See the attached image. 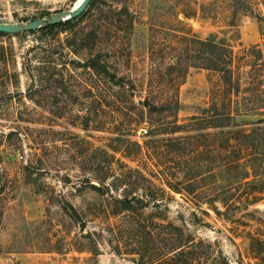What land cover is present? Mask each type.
Segmentation results:
<instances>
[{"label":"rangeland","instance_id":"obj_1","mask_svg":"<svg viewBox=\"0 0 264 264\" xmlns=\"http://www.w3.org/2000/svg\"><path fill=\"white\" fill-rule=\"evenodd\" d=\"M78 2L0 0V22L26 23L70 9ZM183 9L197 11L196 17L185 22L199 38L214 34L226 39L235 54L256 45L264 55V0H93L80 14V20L66 27L65 32L62 30L59 37L81 27H92L94 50L102 51L109 69L117 77H123L122 85H100L89 92L80 86L89 75L79 64L70 63L69 67L75 65L73 72L80 84L65 91L43 92L36 96L39 101L36 104L27 97L30 78L23 62L27 53H32L27 50L42 36L41 32L0 34V141L3 143L9 131L16 130L22 137L21 141L16 135L11 138L20 148L0 146L7 177L14 182L3 204L0 264L82 263L89 254L68 251L69 243H73L71 239H79L86 229L101 228V222L105 221L101 207L112 202L110 194L120 193L122 189L119 184L118 192L115 190V174L128 167L140 169L153 183L164 188L163 202L169 220L183 222L195 236L217 242L229 264H246L247 240L232 234L229 220L215 215L204 203H199V208L188 197L151 176L162 170L174 184L171 173H203L206 178L196 187H203L204 191L210 189L213 181L209 175L215 166L211 137L214 129L202 127L200 121L189 118L200 115L218 94L220 74L199 67L188 70L177 87V124L184 128L174 133L170 132L173 125L167 120L156 118L151 124L146 108L137 104L151 74V35L156 36L153 40L157 43L162 41L167 28L174 27L176 13ZM231 9L238 13L233 23L225 18ZM67 49L64 51L68 52ZM69 56L76 57L71 53ZM234 75L236 78L237 72ZM246 79L243 75L237 77L241 87ZM255 118L237 116L236 124L225 127L227 137L228 130L250 128V121ZM192 134L195 136L186 137ZM37 144L47 146L38 150L42 172L37 179V172L32 174L33 185L24 180L21 165L27 163L29 147ZM196 150L200 151L198 156L192 154ZM102 176L110 188L109 194L100 197L88 189L82 190L86 178L96 183L97 177ZM66 201L79 212L85 230L80 229L79 220L73 222L61 208ZM252 209L262 214L264 198L247 210L231 209L230 217L242 218L245 211ZM192 212L199 217L197 223L191 222ZM108 222L115 223V218H109ZM105 236L104 230L102 239ZM53 247L67 252L57 253ZM131 257L115 254L106 240H100L95 264H135Z\"/></svg>","mask_w":264,"mask_h":264},{"label":"trees","instance_id":"obj_2","mask_svg":"<svg viewBox=\"0 0 264 264\" xmlns=\"http://www.w3.org/2000/svg\"><path fill=\"white\" fill-rule=\"evenodd\" d=\"M197 14L195 9L192 12L184 9L178 11L173 21L174 27L167 28L159 43L153 40L156 36L151 32V74L147 79L144 95L137 104L146 108L151 124L156 118L167 120L173 125L170 132L174 133L184 128V125L177 124V87L188 70L199 67L220 74L221 88L218 94L208 107L202 109L200 115L189 118L200 121L201 125H204L202 127L214 129L211 137L214 138L212 145L215 166L209 175L213 181L210 189L204 191L203 187H196L206 178L203 173H171V177L175 179L174 184L169 180L170 175L162 170L151 176L159 179L170 190L188 197L199 208V203H204L215 215L229 220L232 234L247 240L244 253L246 264H264V212L261 214L259 210L252 209L245 211L242 218L238 219H232L229 213L231 209L247 210L250 205L264 198V55L256 45L235 54L226 39L217 38L214 34L199 38L185 22V19L194 18ZM81 15L57 24L21 32L42 34L27 50L32 53H27L23 62V69L30 78L27 97L34 103L39 104L36 96L43 92L53 89L65 91L80 84L73 72L75 65L69 67L70 63L79 64L78 66L83 67L84 72L89 75L80 85L89 92L100 85H122L123 77H117L115 72L109 69L107 61L102 58V51L94 50L95 37L92 27H81L65 34L63 38L59 37L60 32H65L66 27L78 22ZM237 16L238 13L231 9L225 18L233 23ZM65 48H68V52L64 51ZM70 53L76 57L71 58ZM235 72L237 77L243 75L247 78L243 87L237 77L235 78ZM131 86L134 88L136 84L132 83ZM237 116L256 118L250 121L252 126L248 129L228 130L230 136L227 137L225 127L236 124ZM17 133L16 130L6 133L3 143L0 141V146L5 144L12 149L20 148L11 140L14 135L18 140L22 139ZM193 136L195 135L186 137L190 139ZM134 144L141 150L137 142ZM40 146L47 145L37 144L29 147L27 163L21 165L24 180L33 185L35 181L31 178L32 174L37 172V179L42 172L39 167L42 159L38 151L42 150ZM192 152L198 156L200 151ZM193 158L191 157L192 160ZM3 163L0 151V224L4 201L9 197L10 188L14 187V182L7 177ZM103 178L105 176L97 177L96 183L86 178L81 189H88L103 197L109 194L110 190ZM115 183L117 192L119 184L122 189L120 193L110 194L112 202L101 207L102 216L105 218V221L101 222V228L86 229L79 239H71L73 243H69L68 251L89 254L80 264H95L100 240H106L115 254L132 256L135 264H229L217 242L197 237L185 223L178 224L168 219V208L163 202L164 188L153 183L140 169L128 167L121 170L115 174ZM61 208L70 220L77 223L79 220L80 229L85 230L84 223H80V214L72 204L66 201ZM111 217L115 218V223L108 222ZM197 220L199 217L192 212L191 222L197 223ZM104 230L106 236L102 239ZM53 248L57 253L67 252L62 251L60 247ZM72 259L79 258L72 256Z\"/></svg>","mask_w":264,"mask_h":264},{"label":"water","instance_id":"obj_3","mask_svg":"<svg viewBox=\"0 0 264 264\" xmlns=\"http://www.w3.org/2000/svg\"><path fill=\"white\" fill-rule=\"evenodd\" d=\"M91 0H80L76 5H73L70 9L58 10L53 14H49L45 17H38L29 20L26 23H6L0 22V32L3 33H20L30 30H35L43 25H53L61 21L73 19L79 16L89 4Z\"/></svg>","mask_w":264,"mask_h":264},{"label":"bare ground","instance_id":"obj_4","mask_svg":"<svg viewBox=\"0 0 264 264\" xmlns=\"http://www.w3.org/2000/svg\"><path fill=\"white\" fill-rule=\"evenodd\" d=\"M79 1H80V0H79ZM74 5H76V3H75Z\"/></svg>","mask_w":264,"mask_h":264}]
</instances>
